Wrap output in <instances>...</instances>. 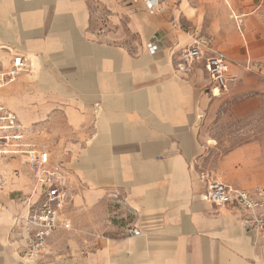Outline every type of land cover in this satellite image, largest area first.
<instances>
[{"label":"crops","instance_id":"obj_1","mask_svg":"<svg viewBox=\"0 0 264 264\" xmlns=\"http://www.w3.org/2000/svg\"><path fill=\"white\" fill-rule=\"evenodd\" d=\"M195 39L226 59L233 82L218 97L201 66L177 69ZM13 56L26 68L0 105L46 131L73 194L65 215L110 202L132 215L122 237L41 264H264L244 212L202 199L212 181L264 190V0H160L153 14L126 0H0V62ZM219 118L244 128L218 140ZM34 188L21 159L0 160V264H23L13 217Z\"/></svg>","mask_w":264,"mask_h":264},{"label":"built area","instance_id":"obj_2","mask_svg":"<svg viewBox=\"0 0 264 264\" xmlns=\"http://www.w3.org/2000/svg\"><path fill=\"white\" fill-rule=\"evenodd\" d=\"M126 1L141 3L150 14L156 13L160 5V0ZM159 48L156 43L146 44L149 53H156ZM177 62V69L186 73L201 66L208 82L206 90L213 97L226 92L233 82L225 57L218 53L208 56L206 41L193 40L180 52ZM25 68L21 56H13L7 67L0 62V90L14 83ZM45 136V130L22 126L14 113L0 105V160L21 159L35 184L26 201L27 215L16 218L13 226L21 241L18 256L23 264L43 263L50 256L52 237L72 229L71 220L65 215V209L72 201V190L62 163L52 161L50 147L42 141ZM112 198L117 199V195L113 194ZM202 199L218 207L244 212L240 226L246 231L264 233V190L248 193L212 181L207 184ZM130 234L138 236L139 232L131 230Z\"/></svg>","mask_w":264,"mask_h":264},{"label":"rangeland","instance_id":"obj_3","mask_svg":"<svg viewBox=\"0 0 264 264\" xmlns=\"http://www.w3.org/2000/svg\"><path fill=\"white\" fill-rule=\"evenodd\" d=\"M219 121L220 118L214 120V125H216L214 137L218 140L224 139L229 134H234L235 131L244 128V120L227 118L222 123H219ZM229 130L231 132H228ZM242 138L241 136L233 137L231 146L241 143ZM227 148L228 146L225 147V149ZM23 202L24 200H20L19 204L22 211L14 214L13 222L16 218L24 216L26 206L25 204L21 205ZM70 215L72 229L59 232L50 244L49 250L51 257L54 259L85 254L96 248L103 240L122 237L127 233L132 222V215L126 212L121 204L111 202L106 205L105 212L101 214L93 211L81 215L76 213L74 209L72 211L70 209Z\"/></svg>","mask_w":264,"mask_h":264},{"label":"bare ground","instance_id":"obj_4","mask_svg":"<svg viewBox=\"0 0 264 264\" xmlns=\"http://www.w3.org/2000/svg\"><path fill=\"white\" fill-rule=\"evenodd\" d=\"M217 96V95H216Z\"/></svg>","mask_w":264,"mask_h":264}]
</instances>
